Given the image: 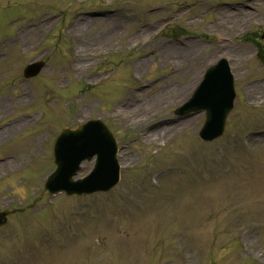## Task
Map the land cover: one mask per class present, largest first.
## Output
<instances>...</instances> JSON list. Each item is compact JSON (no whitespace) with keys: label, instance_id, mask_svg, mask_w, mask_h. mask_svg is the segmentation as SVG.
Listing matches in <instances>:
<instances>
[{"label":"rangeland","instance_id":"obj_1","mask_svg":"<svg viewBox=\"0 0 264 264\" xmlns=\"http://www.w3.org/2000/svg\"><path fill=\"white\" fill-rule=\"evenodd\" d=\"M221 1L225 0H41L25 19L26 0H0V39L7 35L3 40L8 53L0 61V104L5 103L0 122L41 108L48 115L44 127L50 131L59 128L51 118L59 113L72 119L68 127L88 118L102 120L118 144L136 137L121 151L124 158L115 189L106 195L70 199L41 197L42 177L52 164L47 155L44 161L32 163L31 154L46 152V144L56 136L45 132L42 120L28 119L29 126L1 141L0 156L14 159L7 169L0 167V174L17 170L0 183V210L20 213L0 228V264H255L257 257L264 264V43L259 48L250 46L253 41L248 37L264 34V3L252 18L240 22V15L229 10L218 14L221 22L216 24L214 14L199 11L202 3L215 6ZM242 1L253 0H228ZM112 2L132 19L104 49L103 53L111 51L105 53L110 54L107 61L105 54L92 58L101 51L98 43L77 42L72 47L65 28L72 15ZM186 3L199 5L177 14L175 8ZM227 12L228 21L224 19ZM43 13H64L52 33L45 35L46 42L34 46L41 34L38 30L24 35L21 43L12 41L15 27L36 24ZM173 14L177 18L171 20ZM14 15L25 20L8 30L6 23ZM194 17L196 21L189 23ZM145 18L151 27L148 37L143 31L137 34L140 40L130 41ZM97 20L88 33L99 26ZM189 33L199 34L205 44L186 36ZM175 38L186 39L188 44L195 38L199 46L185 51V59L174 58L169 48L160 49L159 61L150 57L149 69L135 70L142 80L163 72L172 77L132 95L127 89L144 83L130 82L128 58L155 50L159 44H173ZM55 45L64 50V58L54 53ZM133 45L146 49L126 52ZM74 49L86 53L84 69L67 66ZM220 57L231 61L237 97L224 136L203 144L197 131L204 115L174 118L173 111L188 98L193 81ZM40 58L47 66L39 77L30 84L19 82L24 67ZM20 102L23 106L17 107ZM68 102L69 109L64 108ZM20 132L26 133L11 141ZM39 137L44 142L36 146L33 141ZM91 166L84 164L79 177ZM154 171L163 173L150 188L148 179Z\"/></svg>","mask_w":264,"mask_h":264},{"label":"bare ground","instance_id":"obj_2","mask_svg":"<svg viewBox=\"0 0 264 264\" xmlns=\"http://www.w3.org/2000/svg\"><path fill=\"white\" fill-rule=\"evenodd\" d=\"M229 17H230V14L227 12L224 16V19L228 21L230 19ZM113 19H114V17H112V16H105V18L101 19V20H103V21H101L102 24L96 29V31L88 33L89 26L92 24L93 21H90L88 16H86V17L78 16L72 20L67 34L69 36H73L75 38H80L82 41L84 40V36H85V40L83 42L80 41L79 43H81V44L86 43V44H90V45H95L96 43H98V44H100L99 49H101V52H103L104 49L107 47V45L113 43L114 39L118 35L117 25L115 23V20H113ZM243 20H244L243 16H240V19L237 18V21H239V22L243 21ZM49 25H50V23L47 19H45V18L41 19L40 29L42 31H45ZM150 29H151V27H150ZM31 33H33L31 30H26L25 32L23 30H21L19 36H20V38H22V36L25 34V38H26V37L30 36ZM148 33H149L148 29L146 28V33H145L146 38L148 37ZM37 36H36V39H37ZM25 38H23V41L25 40ZM132 39L140 40V38L137 37V35H134L132 37ZM21 41L22 40H20L19 43ZM177 46L178 45H175L172 48H170L168 53L170 55L175 56L174 58H176V59H185V56L188 57V54L185 52V51H187V49H184L181 46H180L181 48L180 47L177 48ZM110 47L113 48L114 46H110ZM169 54H166V55L170 56ZM84 55H86V53H84V52L81 53V51H80L74 56L77 63L73 67H77V68L83 67V69H84L85 61L82 59V57ZM175 61H179V60H175ZM146 67H147V65H145V69H146ZM17 102H19V101L17 100ZM4 107H5V103H1L0 104V110H2ZM21 126H22V124L12 125L10 128L4 129L2 132H0V142L3 141L8 136H10L11 134H13L14 132H16L18 129H20ZM6 166L9 167V162H5L4 164H0V167L7 168Z\"/></svg>","mask_w":264,"mask_h":264},{"label":"water","instance_id":"obj_3","mask_svg":"<svg viewBox=\"0 0 264 264\" xmlns=\"http://www.w3.org/2000/svg\"><path fill=\"white\" fill-rule=\"evenodd\" d=\"M225 90H227V88ZM225 90H222L221 92H219L217 94V102H221V101H224V100H230L229 93L227 91H225ZM92 131L94 132V136H97V133L94 131V129H92ZM74 134H76V135L80 134L81 137L84 136L83 132H75ZM96 139H97V143L98 144H101L102 140H104V138H102L101 136L100 137H96ZM95 153L99 155V157H100V159H102L103 163L106 162V160H105L106 154L104 153L103 150L101 152H98L96 150H91L89 152V154H92V155L95 154ZM86 156L87 155H84V156H82L80 158H84ZM70 165L73 166L72 164H70ZM107 182H108V179H104V181L101 183V187H103V188L104 187H108Z\"/></svg>","mask_w":264,"mask_h":264}]
</instances>
